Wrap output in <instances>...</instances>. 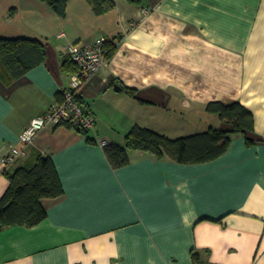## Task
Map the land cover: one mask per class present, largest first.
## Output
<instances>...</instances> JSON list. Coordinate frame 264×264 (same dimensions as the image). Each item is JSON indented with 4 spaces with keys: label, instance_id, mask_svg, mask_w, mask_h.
<instances>
[{
    "label": "crops",
    "instance_id": "crops-1",
    "mask_svg": "<svg viewBox=\"0 0 264 264\" xmlns=\"http://www.w3.org/2000/svg\"><path fill=\"white\" fill-rule=\"evenodd\" d=\"M114 2L98 16L86 0H71L61 17L26 0L25 29L2 30L41 40L47 55L19 80L0 77V200L9 185L2 157L69 87L68 47L106 37L116 50L79 92L94 129L47 127L9 167L50 155L65 193L43 200L41 223L0 229V264H193L194 249L210 264H264V0ZM211 101L243 103L261 141L248 146L234 135L223 156L200 164L143 151L121 168L108 162L104 146L122 144L135 125L165 135L205 131L197 118H217L206 111Z\"/></svg>",
    "mask_w": 264,
    "mask_h": 264
},
{
    "label": "trees",
    "instance_id": "trees-1",
    "mask_svg": "<svg viewBox=\"0 0 264 264\" xmlns=\"http://www.w3.org/2000/svg\"><path fill=\"white\" fill-rule=\"evenodd\" d=\"M41 1L46 2L59 16L65 17L71 0ZM86 1L98 16L108 14L116 6L114 0ZM128 1L136 6H144L147 2ZM106 45L110 59L116 50L115 43L107 38ZM46 55V45L39 39L0 34L1 79L9 84L23 78L32 69L44 63ZM63 67L70 75L77 71V66L68 54ZM124 90L132 97L139 98L136 89L124 87ZM62 93L63 91L59 93L57 101H62ZM76 99L83 102L81 94H78ZM206 111L229 123L230 128L219 129L211 126L205 131L172 138L154 129L135 125L125 134L122 144L108 143L104 146L108 162L115 169L121 168L130 163L131 152L143 151L155 155L158 159H169L179 164H200L223 156L229 150L234 135H242L248 146L261 141L255 133L253 112L240 101L229 104L211 101L206 106ZM64 125L72 127L70 123ZM76 129L84 134L89 132ZM88 140L95 142L91 137H88ZM11 165L3 170L9 185L0 200V229L10 226L33 227L47 218L43 200L64 195L61 177L50 155L37 153L32 161L26 160L14 169H9ZM191 255L193 264H210L201 258L196 249L192 250Z\"/></svg>",
    "mask_w": 264,
    "mask_h": 264
},
{
    "label": "built area",
    "instance_id": "built-area-1",
    "mask_svg": "<svg viewBox=\"0 0 264 264\" xmlns=\"http://www.w3.org/2000/svg\"><path fill=\"white\" fill-rule=\"evenodd\" d=\"M106 42V37H99L91 42L75 43L68 47L67 54L77 66V71L70 75V84L63 90L62 101H56L49 110L31 118L19 137L20 145L13 147L2 157L4 168L25 156L28 146L47 127L70 123L74 128L87 131L94 129L96 123L94 112L87 104L77 101L76 98L85 82L108 64L109 48Z\"/></svg>",
    "mask_w": 264,
    "mask_h": 264
},
{
    "label": "rangeland",
    "instance_id": "rangeland-1",
    "mask_svg": "<svg viewBox=\"0 0 264 264\" xmlns=\"http://www.w3.org/2000/svg\"><path fill=\"white\" fill-rule=\"evenodd\" d=\"M46 5H48L46 2H43ZM26 5V0H0V33L3 34L5 31L2 30H10L12 28H20L25 29V22L26 19V13L23 11L24 6ZM49 6V5H48ZM6 34V33H5ZM209 115H215L209 113ZM217 118L213 119L210 118L208 115H201V117L197 118V123L200 124V127L202 128H209V125L214 126L215 128L219 129H227L230 128V124L222 121L217 115ZM110 121H112L111 126L114 128L115 132L117 134L121 135V130L123 128L120 126V121L117 117L110 118ZM206 129V130H207ZM130 130V129H128ZM195 130H201V129H193ZM205 130V129H203ZM128 131H125L122 133L121 137H125V134ZM190 131H184L182 128H177L175 130H169L168 134L172 138L179 137V136H185L188 135ZM167 134V135H168Z\"/></svg>",
    "mask_w": 264,
    "mask_h": 264
},
{
    "label": "water",
    "instance_id": "water-1",
    "mask_svg": "<svg viewBox=\"0 0 264 264\" xmlns=\"http://www.w3.org/2000/svg\"><path fill=\"white\" fill-rule=\"evenodd\" d=\"M116 89H118V90H122V88H121V87H118V86H116Z\"/></svg>",
    "mask_w": 264,
    "mask_h": 264
}]
</instances>
